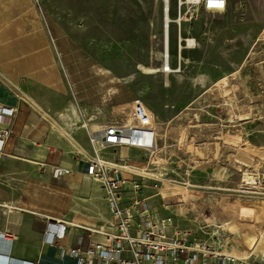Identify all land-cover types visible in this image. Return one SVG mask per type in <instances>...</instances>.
Listing matches in <instances>:
<instances>
[{
  "label": "rangeland",
  "instance_id": "374dc122",
  "mask_svg": "<svg viewBox=\"0 0 264 264\" xmlns=\"http://www.w3.org/2000/svg\"><path fill=\"white\" fill-rule=\"evenodd\" d=\"M168 1L170 71L162 69L163 0H0V84L44 111L56 138L42 163L72 170L56 177L50 167L28 164L17 171L8 179L17 193L11 214L40 228L46 219L26 211L82 226L108 220L100 186L82 175L91 156L88 132L127 118L126 127L136 129L128 142L150 148V173L158 178L153 168L160 167L188 183L185 204H148L162 216L174 210L176 226L192 237L219 240L222 250L249 257L247 264H264V0H226L221 12L179 10L177 0ZM212 86L230 93L228 105L207 94ZM204 143L211 145L192 150ZM127 157L143 167L147 154L130 150ZM155 190L147 182L142 196Z\"/></svg>",
  "mask_w": 264,
  "mask_h": 264
},
{
  "label": "built area",
  "instance_id": "2783aa9c",
  "mask_svg": "<svg viewBox=\"0 0 264 264\" xmlns=\"http://www.w3.org/2000/svg\"><path fill=\"white\" fill-rule=\"evenodd\" d=\"M218 3L220 0H177L179 10L186 6L188 9L196 7L208 12L224 11L226 0H223V8L217 7ZM131 108L133 110V103ZM0 113L11 115L12 110L0 109ZM127 117L132 119L135 127L140 125L135 113H129ZM126 119L107 122L96 134L88 132L91 156L86 161L85 176L100 186L109 207L110 218L101 225L92 226L62 219H46L43 243L54 249L55 259L63 264H247L249 257L238 258L234 255L235 251L222 250L219 240L206 241L192 237L191 230L180 229L175 221L179 214L174 210L175 214L171 212L169 216H162L148 204L153 198H158L164 209L175 207L177 203L185 204L189 200L188 191L185 190L188 183L163 175L160 167H152L159 173L158 178L127 169L139 170L140 167L136 163H129L127 153L130 150L146 153L144 164H147L150 157L147 149L150 148H146L142 141L128 142L136 129L127 128ZM143 131L152 134V131ZM10 134L8 129L0 131L1 146ZM158 141L152 137L153 146H159ZM104 151L111 153L106 155ZM125 163L126 167L117 165ZM182 174L188 176L189 172ZM147 182L153 183L156 190L152 195L142 196ZM127 190L132 191L134 197L125 198ZM172 191H179L184 200L180 202L178 198L168 197L173 203L167 206L161 193L171 195ZM74 232H79L76 237ZM15 238L12 233L0 232V264H43L38 260L31 262L13 258L10 250Z\"/></svg>",
  "mask_w": 264,
  "mask_h": 264
},
{
  "label": "crops",
  "instance_id": "0c3cea01",
  "mask_svg": "<svg viewBox=\"0 0 264 264\" xmlns=\"http://www.w3.org/2000/svg\"><path fill=\"white\" fill-rule=\"evenodd\" d=\"M35 103L40 105L39 102ZM0 109L12 110L11 115L0 113V131L8 129L11 133L3 145H0V207L5 208L4 203L10 204L17 197L16 186L8 179L17 176V171L28 169V164L50 167L54 174L56 171L59 172L57 176L70 174L72 170L61 168L63 165L61 163H55V166L42 163L48 154L45 149L53 148V141L56 137L47 133L46 119L43 117L41 107L40 110L35 109L13 89L0 84ZM85 169L82 174L84 177H86ZM26 212L38 215L41 219H56L30 211ZM11 213L8 210L7 212L4 209L0 210L2 216L0 232L4 231L15 235L16 238L12 242L10 250L13 258L31 262L38 260L43 264H63L55 259L54 249L51 246H45L43 243V231L46 222L42 228L34 223L31 226V221L27 216ZM31 227H33L32 230ZM25 246H29L31 252L26 250L25 254L22 253ZM20 251L22 257L12 255L13 252L19 253ZM35 251H37L36 256H34Z\"/></svg>",
  "mask_w": 264,
  "mask_h": 264
},
{
  "label": "bare ground",
  "instance_id": "6f19581e",
  "mask_svg": "<svg viewBox=\"0 0 264 264\" xmlns=\"http://www.w3.org/2000/svg\"><path fill=\"white\" fill-rule=\"evenodd\" d=\"M169 3V1L168 0H163V6H164V10H163V12H164V14H163V16H164V30H163V36H164V39H165V44H166V52L161 56L162 57V59H163V65H162V69H163V67H165L166 68V71H170L171 69H170V67H169V64H168V59H169V56H168V42H169V24L171 23V20L169 19V16H168V4ZM188 43H190L189 41H187ZM138 67H140L139 69H141V70H143L145 73H147V74H151V73H155V72H157L158 71V69H151V68H144V67H142V66H138ZM161 69V70H162ZM259 70V69H258ZM262 70V69H261ZM262 72H263V70H262ZM261 76V75H260ZM262 79H263V77H262ZM227 82L228 84H229V81H228V77H226L224 80H222V82ZM219 84V83H218ZM210 93H214L218 98H219V100H220V102L221 103H223V104H225V105H228L229 104V102L232 100V97L230 96V93L228 94V95H226V93L223 91V89L221 88V87H218V86H212V87H210L209 89H208V91H207V94H210ZM206 94V93H205ZM198 101V100H197ZM234 104V103H233ZM232 107V106H231ZM230 107V108H231ZM232 109V108H231ZM186 110H189V108H186ZM72 112H74V110L72 111ZM185 112V111H184ZM228 112V111H227ZM75 113V112H74ZM183 113V112H182ZM199 113V112H198ZM229 113H231V112H229ZM179 115H181V114H179ZM232 115V114H231ZM178 117V116H177ZM179 118V117H178ZM139 124H141V123H139ZM168 124H169V122H168ZM171 125V124H170ZM85 126H88V125H86V124H84V126L83 127H85ZM201 126V125H200ZM205 126V125H204ZM196 127V126H195ZM190 128H194V127H192V126H190L189 127V129ZM56 131H59L58 129H56ZM200 131H204V130H200ZM219 134V133H218ZM197 135H198V133H197ZM187 136V135H186ZM207 137V136H206ZM211 139V138H210ZM94 143V142H93ZM223 144H225V145H228V146H231V145H233V144H229L228 142H224ZM100 145V143H98V146ZM211 144L210 143H204V144H200V145H191V147H192V150H194V151H200L204 146H210ZM221 146V145H220ZM234 147L236 148V146L234 145ZM191 150V149H190ZM235 150V149H234ZM149 153H151V152H149ZM150 158H151V154H150V157H149V161H148V163L147 164H145L144 166L146 167V169H144L143 171L141 170V169H139L141 172H136V173H138V174H142V175H144V176H147V177H152V178H156V177H154L151 173H150V171H152V170H150V168H149V166H150V163H151V161H150ZM29 163H35V162H33V161H28ZM119 167H126L127 166V163H125V164H117ZM139 167V168H145V167ZM147 168H148V170H147ZM127 169H129V170H131L130 168H127ZM136 170H138V169H136ZM132 171V170H131ZM55 172V171H54ZM144 172V173H143ZM57 174H58V172L56 171V176H57ZM262 191V190H261ZM174 195V194H173ZM172 195V196H173ZM174 198H178V199H180V202H182L183 200H184V198H183V195L180 193V192H176L175 193V196H174ZM165 201H166V204H167V206L170 204V201L168 200V196H164V198H163ZM172 204V203H171ZM179 204V203H178ZM3 206L8 210V212L9 213H11L12 212V210L14 209V207L12 206V205H10V204H6V203H4L3 204ZM16 211V210H15ZM7 212V211H6ZM234 255L235 256H237L235 253H234ZM238 257V256H237ZM239 258V257H238ZM242 259H244V258H242Z\"/></svg>",
  "mask_w": 264,
  "mask_h": 264
},
{
  "label": "snow or ice",
  "instance_id": "6c2138e0",
  "mask_svg": "<svg viewBox=\"0 0 264 264\" xmlns=\"http://www.w3.org/2000/svg\"><path fill=\"white\" fill-rule=\"evenodd\" d=\"M216 6L222 8L223 7V0H220V3H218Z\"/></svg>",
  "mask_w": 264,
  "mask_h": 264
},
{
  "label": "clouds",
  "instance_id": "9594fccd",
  "mask_svg": "<svg viewBox=\"0 0 264 264\" xmlns=\"http://www.w3.org/2000/svg\"><path fill=\"white\" fill-rule=\"evenodd\" d=\"M223 8V7H222Z\"/></svg>",
  "mask_w": 264,
  "mask_h": 264
}]
</instances>
